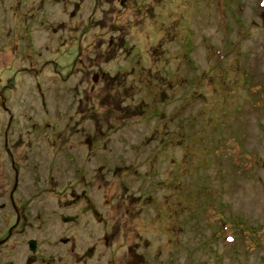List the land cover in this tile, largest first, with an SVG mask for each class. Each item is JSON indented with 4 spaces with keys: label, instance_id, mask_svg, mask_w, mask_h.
Returning <instances> with one entry per match:
<instances>
[{
    "label": "rangeland",
    "instance_id": "rangeland-1",
    "mask_svg": "<svg viewBox=\"0 0 264 264\" xmlns=\"http://www.w3.org/2000/svg\"><path fill=\"white\" fill-rule=\"evenodd\" d=\"M0 44L20 167L16 188L0 137V226L12 203L26 224L47 214L0 264L35 236L60 264L95 241L91 264L111 249L118 264H264V0H0ZM75 166L96 224L71 198Z\"/></svg>",
    "mask_w": 264,
    "mask_h": 264
},
{
    "label": "flooded vegetation",
    "instance_id": "flooded-vegetation-1",
    "mask_svg": "<svg viewBox=\"0 0 264 264\" xmlns=\"http://www.w3.org/2000/svg\"><path fill=\"white\" fill-rule=\"evenodd\" d=\"M122 1V0H119ZM127 1V0H126ZM1 45V44H0ZM1 48V47H0ZM25 71V70H24ZM4 109V108H3ZM9 112V111H8ZM10 113V112H9ZM7 123H6V127L4 129V133L2 134L0 132V137L3 139V147L2 150L5 153V155L7 156V159L9 161V166L10 169H12L14 171V186L17 188L18 184H19V180H18V171H19V163L16 161L15 158V154L12 152V141L13 138L9 139L8 133L7 131H10L12 128V124H13V120L14 117L13 115L10 113L9 117L7 119ZM39 133V131H37ZM54 139V138H52ZM10 140V141H9ZM55 140V139H54ZM29 161L33 160L32 157L28 158ZM76 161L73 160V163H75ZM34 170H38V167H35V164L32 167ZM75 171H78V174L76 176V183H74V187H72V189H70V195L71 198L74 201H76L77 203L81 202L83 204V208H82V215H88L89 220L92 221L93 224H96V222L100 219L101 216H103L105 218V214L103 211H101L98 207V205L96 204L97 201L92 197L91 191L87 188H89L91 186H85V182L82 180V174L80 171V168L75 166ZM84 183H81V181ZM89 184V182H88ZM91 188V187H90ZM50 190V189H49ZM51 192H53L55 195H61L62 193L58 190H51ZM84 200H88V202L86 203V201ZM23 202H21V209H22V214L25 216H27L28 218H32L31 216V211L32 209L29 208V204L28 201L29 199H27L26 201L22 200ZM85 202V204H84ZM96 202V203H94ZM0 207H4L3 209H5V204L4 203H0ZM92 207V209H91ZM12 208H13V213L10 215L9 213L6 214H2L5 215L7 217V219H10L12 216H16L17 221L15 222V224H8L10 222H6L7 220H5L4 226H0L1 230H0V250L3 251L7 257H15V251H13V248L11 249V246L9 245L10 241H13L14 237L16 236H22L24 235L28 230H32V231H36L41 233L45 227V220H46V212L42 211L38 214V218L36 219V226H33L32 222H21L22 219L20 217V207L13 204L12 203ZM79 214H73V215H61L60 216V222L61 224L64 225H68L70 224V226L75 225L76 222L80 219L81 217ZM103 219V218H102ZM21 225V227H18V225ZM31 226L33 228H35L36 230H33V228H28V226ZM86 229V228H85ZM72 230V228H71ZM102 244L104 248H109L111 245V233L110 231H104L102 233ZM25 248H26V255L23 258V263L22 264H60V261H58V256L56 254L53 253H44V250L42 249L43 244L46 243V241L39 239L38 237H29L26 238L25 240ZM96 242V243H95ZM92 246L85 248L79 255L74 257V264H88L92 261L95 260V257L97 258V253H98V248H97V241H95ZM48 245H50L51 243H53L52 245H56V242H47ZM59 243L61 245V247H66L67 245H70V243H72V246L75 248V246L73 245L74 240H71L70 237H65L62 236L59 239ZM100 244V243H98ZM109 258H108V264H118L115 261V255H114V250L111 249L109 250ZM97 260V259H96ZM95 260V261H96ZM1 264H9L8 261H2ZM61 264H65V263H61ZM91 264V263H90Z\"/></svg>",
    "mask_w": 264,
    "mask_h": 264
},
{
    "label": "trees",
    "instance_id": "trees-1",
    "mask_svg": "<svg viewBox=\"0 0 264 264\" xmlns=\"http://www.w3.org/2000/svg\"><path fill=\"white\" fill-rule=\"evenodd\" d=\"M173 181V180H172Z\"/></svg>",
    "mask_w": 264,
    "mask_h": 264
}]
</instances>
